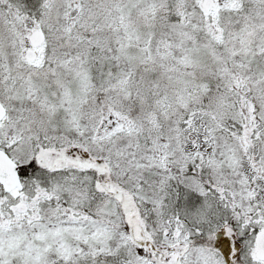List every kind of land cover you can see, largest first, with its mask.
Returning <instances> with one entry per match:
<instances>
[{
  "label": "snow or ice",
  "instance_id": "obj_1",
  "mask_svg": "<svg viewBox=\"0 0 264 264\" xmlns=\"http://www.w3.org/2000/svg\"><path fill=\"white\" fill-rule=\"evenodd\" d=\"M0 264H264V0H0Z\"/></svg>",
  "mask_w": 264,
  "mask_h": 264
}]
</instances>
